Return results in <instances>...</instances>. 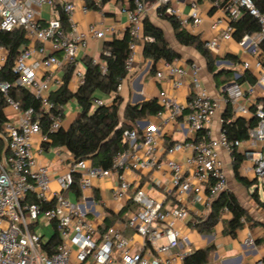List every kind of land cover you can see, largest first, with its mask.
<instances>
[{"label": "built area", "instance_id": "obj_1", "mask_svg": "<svg viewBox=\"0 0 264 264\" xmlns=\"http://www.w3.org/2000/svg\"><path fill=\"white\" fill-rule=\"evenodd\" d=\"M77 1L81 4V13L85 14L88 11L87 0ZM91 2L97 6L103 0ZM154 4L157 11L173 17L181 26L196 28L202 23L200 7L194 1L190 2L186 16L171 7V0H154ZM74 9V0H0V30L10 33L22 29L29 41L40 44V47L27 45L20 50L12 73L16 76V86L39 103L41 113L35 116L31 109L21 111L18 103L6 96L9 86L0 84L7 108L16 115V121L6 123L2 132L0 264H183L188 255L179 251L181 239L177 225L188 219L190 202L208 209L226 190L225 166L220 153L231 157L244 145L257 151L251 171L255 179H264L263 107L255 105L252 117L257 123L254 129L248 131L246 141H231L222 130L213 138L210 125L221 101L212 98L203 87L200 67L194 63L178 65L176 61L160 62L156 80L168 82L173 90L187 88L183 104L161 90L156 100L162 111L155 115L159 125L148 124L140 135L135 130L124 131L122 142L126 149L114 156L109 169L92 167L88 161L72 160L54 176L49 167L38 160L43 146L49 143L48 136L41 131L39 116L48 119L49 133L61 128L63 118V107L59 108L60 112L53 113L54 104L49 99L52 86L60 85L54 72L72 65L76 86H81L83 74L76 71L77 55L87 47V34L97 40L104 36L103 31H98L95 26H90L87 34L79 31L72 21ZM44 11H47L48 20L42 19ZM221 11L222 16L210 25V30L220 36L204 44L210 51H215L221 42L232 40L231 24L242 12L252 16L260 25L259 33L244 34L237 42L239 49L254 57L252 64L243 62L240 69L252 71L255 83L241 85L236 82L240 75L234 74L223 99L229 104L233 117H246L250 115L248 104L252 103L255 91L264 90V50L259 48L264 38V15L258 12L252 0H228ZM145 12L144 0H133L131 10L120 11L126 17L132 40H141V21ZM60 13L67 17L69 35L61 26ZM46 44L50 45L51 51H60L62 58L47 54ZM135 52L133 42L129 45V55L124 64V80L129 79L133 72ZM6 55V50L0 47V69ZM121 87L122 83L118 85L117 92ZM102 104L96 100L92 107ZM177 117L184 118L190 139L167 149L166 154L170 158L161 163L156 154L157 139L161 129L175 123ZM35 141L38 143L36 153L33 152L37 144ZM179 153L187 155L182 160L174 159ZM59 164L63 162L59 161ZM162 167L166 168L170 177L171 205L167 209L143 189L132 191L126 177L127 172L146 173ZM75 176H78V189L82 194L92 190L96 181H114L110 194L112 204L121 206L130 201L136 210L128 215L121 228L101 230L100 225L86 218L89 202L83 205L87 209L85 211L81 209V204L68 198ZM27 198H32L33 202H28ZM100 205L103 206L104 202L101 201ZM39 223H49L58 237L59 243L52 254L42 249L48 241L35 232ZM123 227L139 236L142 245L134 247L132 241L123 235ZM184 242H188L186 238ZM246 243L252 244V240L248 238ZM256 264L262 263L259 261Z\"/></svg>", "mask_w": 264, "mask_h": 264}, {"label": "crops", "instance_id": "obj_2", "mask_svg": "<svg viewBox=\"0 0 264 264\" xmlns=\"http://www.w3.org/2000/svg\"><path fill=\"white\" fill-rule=\"evenodd\" d=\"M196 2L202 13V23L199 27L192 28L190 26H182V28L193 36L199 37L203 44L213 37L217 38L220 36L219 33H214L210 30L211 23L222 16V11L217 6V0H171V7L179 9L183 15H187L186 10L189 7L190 2ZM145 4V15L143 18H147L153 26L160 29L163 32L164 39L168 46L180 56V59L176 61L178 65H186L188 63H194L200 67V79L203 87L207 90L212 98L220 100L219 109L213 118L210 130L211 137L216 138L221 130V118L226 110V104L223 100L226 96V87L230 82L225 83L218 89L215 86L212 76L208 74L204 60L192 49L180 46L177 44L174 38L173 31L170 25L163 19L160 18L157 13V8L154 4V0H144ZM74 12L72 15V21L78 26L79 31L87 34V30L90 26H95L98 31H103L104 36L102 39H94L90 35L88 36L87 47L84 50H80L77 55L76 71L84 75V68L82 64L83 58H91L93 61H99V57L102 51L104 43L110 41L112 38L120 39L126 30H128V24L126 17L120 13V5H117L114 1L106 3H100L97 5L98 10H90L83 14L80 11L81 4L77 0H74ZM47 15L42 17L43 20H48L49 16L47 11H44ZM142 18V19H143ZM69 35V31H65ZM28 40V39H27ZM28 45H34L40 47L39 43H33L28 40ZM46 53L53 55L57 58H62L60 51H51L49 44L44 46ZM210 51V50H209ZM219 60L215 63V66L220 69H229L234 74L243 75L245 71L240 69L241 63L248 62L252 64L254 57L250 54H245L237 46V42L231 40L229 42H221L219 47L215 51H210ZM235 58L239 62L233 65L229 59ZM79 67H81L79 69ZM64 67L61 71L54 72L55 77L60 81L59 86H52L51 92H55L58 88L63 85L64 78ZM151 68V62L143 60L140 53V46L137 45L134 56L133 72L129 79L122 81L121 90L118 95L123 99V104L120 109L123 110V106L126 102L131 105H139L148 100L156 99L158 93L164 90L170 96L174 97L183 104L187 93V88L180 90H173L170 84L166 81L159 82L156 80L155 75L149 76V70ZM160 69V62L157 64V71ZM252 76L253 72H249ZM241 85H250L247 82L239 83ZM254 85V84H253ZM76 79L71 73L70 81L68 84V90L70 92L76 91ZM264 97V90L257 89L255 95L252 98V103L248 104L250 115L242 117L244 119L252 118V107L255 106L257 101ZM112 96L104 100L105 105L111 103ZM71 104L74 105V110L66 116V109ZM231 109V108H230ZM255 109V108H254ZM5 114L10 122L16 121V115L9 109H5ZM79 109L74 102H69L63 107V118L61 127L66 129L73 120L78 117ZM159 125V120L155 116H149L144 119L137 121L134 125V130L142 133L144 128L148 125ZM183 130H180V128ZM190 135L187 133L186 125L184 124L183 117H177L175 123L170 126L161 129V134L157 139V150L156 154L158 160L164 163L168 158L166 150L176 143L188 141ZM37 143V141H35ZM38 143L34 145L33 152L36 153ZM57 151V154L55 151ZM237 154L242 155L243 162L240 167V176L248 180V174L251 173L252 161L257 158L258 152L247 149L244 145L239 149ZM46 154L54 155L52 161L45 158ZM66 155L62 158V155ZM187 154L179 153L173 158L176 160H182ZM221 159L225 166L226 174V192H229L235 196L240 206L246 211L247 217L241 220V227L230 235L227 230V222L229 220V214L223 210L219 212L217 216L211 215V209L206 208L200 204L189 203L188 208V219L184 222H180L177 225L180 233L181 246L179 251L189 255H196L192 259L193 264H256L264 258V210L250 198V194L257 188L258 200L261 201L258 194V183L262 185V181L257 180V184L250 189H245L243 186L238 184L232 175L231 165L232 157L225 153H220ZM38 160L49 167L53 172V175L62 172L66 168V164L73 159L63 148H47L43 147V152L38 156ZM62 161L63 164H59ZM131 190L143 189L146 194L155 200L162 203L165 209L171 205V198L169 196L170 191V177L166 168L158 171H151L146 173L138 172H127L126 175ZM255 179V178H254ZM248 180V181H253ZM115 186L112 180L96 181L92 190L81 193L79 191V197H76L74 191L68 194V198L75 200V203L81 204L82 210H87L83 206L85 202H89L86 206L89 207L87 210L86 218L90 221L100 225V229L105 228V219L107 218L112 223L109 227L121 228L128 215L136 210V207L130 202L126 201L123 205L117 206L112 204L110 194ZM54 187V184H52ZM104 202L101 206L100 203ZM72 202V201H71ZM93 202V203H91ZM124 212V213H123ZM122 213V215H121ZM254 216V217H253ZM50 229L51 235L49 238H45L46 231ZM35 232L39 234L45 241H49L53 235V229L49 223H39L35 228ZM123 235L130 239L134 247L142 245V239L131 232L129 229L123 227ZM187 239V243L184 239ZM252 240V244H247V239ZM180 264V263H179Z\"/></svg>", "mask_w": 264, "mask_h": 264}, {"label": "trees", "instance_id": "obj_3", "mask_svg": "<svg viewBox=\"0 0 264 264\" xmlns=\"http://www.w3.org/2000/svg\"><path fill=\"white\" fill-rule=\"evenodd\" d=\"M114 1L121 8L126 10L132 9L133 0H103L102 3ZM218 6L223 9L228 0H217ZM255 8L261 15H264V0H252ZM87 7L90 10H98L91 0H87ZM160 18L165 20L171 27L175 41L180 46L192 48L205 62L208 74L212 76L215 86L225 84L231 81L233 71L229 69H220L215 66L219 60L208 49L205 48L202 41L197 36L186 32L182 26L173 17L163 15L158 10ZM60 22L62 28L68 30L67 17L60 13ZM142 35L141 40H132L129 30H126L122 38H112L102 46L99 61L94 63L91 58H83L84 68L83 83L78 86L76 91L70 92L68 84L70 81L73 66H66L63 78V85L55 92L49 95L50 101L54 104L53 113H58L60 107H64L69 102H74L79 109L78 117L71 124L63 129L62 127L55 133H49V122L45 116H39L41 131L49 138V143L44 145L47 148H63L73 159V161H88L92 167L107 170L111 166L114 156L126 149L122 142L123 132L134 130L137 121L149 116H155L162 107L156 99L148 100L139 105H131L126 102L123 106L122 117L119 116L120 107L123 99L118 95L117 87L126 78L125 61L129 55V45L135 43L140 46V53L143 60L151 62L149 76H154L157 72L159 62L172 63L180 59L164 39L163 32L153 26L147 18L141 21ZM232 40L239 42L244 34L253 35L260 32V25L257 20L246 12L233 21ZM28 45L25 31L15 29L7 33L0 30V47L6 50V60L0 69V84L5 83L9 86L6 94L14 102L18 103L21 111L28 109L33 110L35 116L40 115L39 103L25 90L16 86V76L12 73V66L22 48ZM260 50H264V38L260 43ZM233 65L239 62L235 58L226 57ZM237 83L247 82L250 85L255 83V78L248 71H245L237 80ZM100 93L112 96L109 105L92 107V103L99 100L95 94ZM6 96L0 92V153L4 149L2 132L4 125L10 120L5 114ZM257 104L263 107L264 97L259 99ZM252 107V112L255 111ZM256 119H244L242 117H233L229 104H226V110L221 118V130L231 141H246L248 131L256 126ZM232 157V175L235 181L245 189H250L257 184V179L248 181L240 176V167L243 162L242 155L233 152ZM76 197H79L78 176L74 177L72 186ZM250 198L256 202L263 210L264 204H261L257 196V188L250 194ZM28 202H33L32 198H27ZM211 215L217 216L219 212L225 210L229 214L227 230L230 235L240 229L241 220L247 217L246 211L240 206L235 196L229 192H222L213 201L210 206ZM124 213V212H123ZM122 215V213H121ZM112 222L105 219V228H108ZM59 243L56 233H53L49 241L42 245V249L49 254L54 252ZM196 255L185 257L183 264H193L192 259ZM264 264V258L260 261Z\"/></svg>", "mask_w": 264, "mask_h": 264}, {"label": "rangeland", "instance_id": "obj_4", "mask_svg": "<svg viewBox=\"0 0 264 264\" xmlns=\"http://www.w3.org/2000/svg\"><path fill=\"white\" fill-rule=\"evenodd\" d=\"M188 9H189V7H187L186 13H188ZM43 16L47 18V15L45 14V12L43 13ZM80 68H81V67H79V69H80ZM221 86H222V84H219V85H218V89H221ZM95 96H96V97H97L102 103H104V100L108 98L107 95H103V94H100V93H96ZM73 110H74V105L71 104V105H70L69 107H67V109H66V114H67L66 116L68 117L69 113H70L71 111H73ZM119 116L122 117V109H120V111H119ZM61 155H62V158H65V157H66V155H64V154H61ZM45 158H46L47 160H49V161H52L53 158H54V155H52V154H46V155H45ZM254 178H255V177H254V175H253L252 172L248 174V180H252V179H254ZM259 182H260V181H259ZM258 194H259V197H260L261 201L264 202V188L262 187V185H261L260 183H258ZM71 201H72V202H75L74 199H71ZM253 217H254V216H253ZM50 235H51V232H50V229H48V230L46 231L45 238H49Z\"/></svg>", "mask_w": 264, "mask_h": 264}, {"label": "water", "instance_id": "obj_5", "mask_svg": "<svg viewBox=\"0 0 264 264\" xmlns=\"http://www.w3.org/2000/svg\"><path fill=\"white\" fill-rule=\"evenodd\" d=\"M217 64H219V63L217 62ZM262 184L264 185V179L262 180Z\"/></svg>", "mask_w": 264, "mask_h": 264}]
</instances>
